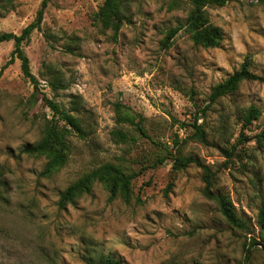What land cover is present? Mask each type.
Listing matches in <instances>:
<instances>
[{
	"label": "rangeland",
	"instance_id": "1",
	"mask_svg": "<svg viewBox=\"0 0 264 264\" xmlns=\"http://www.w3.org/2000/svg\"><path fill=\"white\" fill-rule=\"evenodd\" d=\"M43 1L0 0V33L20 35L36 22ZM126 2L127 21L115 34L97 20L103 0H46L39 28L23 43L39 80L35 97L19 60L2 69L14 43L0 44V264H93L107 255L122 264H264L257 225L264 146L255 139L264 129V84L244 81L209 103L212 87L246 58L264 76V5L206 6L223 34L218 47L206 49L183 27L188 1ZM46 67L60 72L66 89H51L41 77ZM42 96L65 110L77 96L89 124L85 138L69 139L66 165L49 177L41 176L44 157L20 151L41 138L50 119ZM117 104L144 119L148 138L115 124ZM250 106L259 118L242 128L240 116ZM195 118L205 143L191 126ZM178 158L196 162L178 167ZM106 163L134 174L128 202L110 199L94 183L90 193L59 207L63 189ZM206 178L213 196L230 200L241 226L229 224L204 195Z\"/></svg>",
	"mask_w": 264,
	"mask_h": 264
},
{
	"label": "trees",
	"instance_id": "2",
	"mask_svg": "<svg viewBox=\"0 0 264 264\" xmlns=\"http://www.w3.org/2000/svg\"><path fill=\"white\" fill-rule=\"evenodd\" d=\"M6 4H9L12 0H4ZM191 4V9L185 19L186 31L190 34V39L195 46L202 48H216L223 40L222 31L219 27L214 26L208 20L204 8L208 5L224 6L230 2L236 0H186ZM46 0L42 2L41 9L38 12L37 20L35 23L28 25L22 30L20 35H16L10 32L0 33V44L5 42H13L14 50L10 54L8 62L2 68H6L15 59L20 62V69L23 76L30 81L33 86V97L37 95L39 80L30 73L29 60L23 51V43L28 40L30 33L36 28H39V24L42 20L43 8L45 7ZM257 3L264 5V0H257ZM128 4L126 0H103L102 5L96 13L97 20L104 29L111 28L115 34L119 31L121 26L127 21ZM177 30L170 31L164 39L165 44H170V40L174 37ZM250 62L246 58L240 68L234 71L227 78L212 87L209 95V103H214L217 99L225 97L235 93L240 84L244 81H257L264 84V76L254 74L250 70ZM60 72L54 68L46 67L44 74L41 77L44 78L46 83L51 87L53 91H59L66 89L63 83ZM44 105L51 112L50 119L46 121L41 138L32 145H26L20 151L29 156H42L45 159V165L41 172V176L49 177L63 168L69 156V139L74 136L80 139L85 138L87 135L86 126H84L83 119L81 118L82 103L77 96H73L70 102V107L65 110L57 103L42 96ZM208 107H205V112ZM115 124L116 125H129L132 126L141 137L148 138L145 128L143 127L144 119L133 114L131 111L124 109L122 105H115ZM79 114L80 118L77 116ZM260 110L255 106L248 107L240 116V124L242 128H246L251 125L253 121L259 118ZM195 122L191 125L194 128V132L198 140L202 143L206 142L205 132L200 125ZM183 127L187 125L182 124ZM113 134L121 140L128 141L129 138L120 130H114ZM258 144L264 146V129L255 137ZM174 145H178V141L174 140ZM190 162H196L192 159H180L176 160V166L185 167ZM134 174H127L119 166L106 163L100 165L87 173H84L74 182L69 184L59 194L58 205L63 208L68 204H72L78 197L90 193V189L94 183H100L108 191L110 199L115 197H121L125 202H128L131 196L132 180ZM206 186L204 187V195L207 198H212L219 206V210L226 221L234 226H241L242 221L236 215L234 207L230 200L226 196L216 195L213 196L210 193V181L209 178L205 179ZM257 225L259 237L262 240V245L253 240L252 245H261L264 248V205L261 206L257 214ZM93 264H122L120 260L112 256H100Z\"/></svg>",
	"mask_w": 264,
	"mask_h": 264
}]
</instances>
